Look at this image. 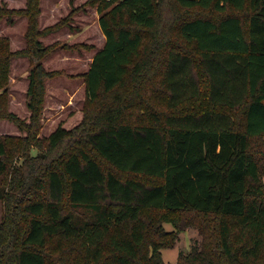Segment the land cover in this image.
Wrapping results in <instances>:
<instances>
[{
  "label": "trees",
  "instance_id": "16d2710c",
  "mask_svg": "<svg viewBox=\"0 0 264 264\" xmlns=\"http://www.w3.org/2000/svg\"><path fill=\"white\" fill-rule=\"evenodd\" d=\"M40 1L0 8V21L27 17L39 61ZM101 1L106 43L83 75L82 121L49 135L52 160L41 156L30 184L14 157L36 143L46 80L60 72L32 69L21 120L7 87L29 48L0 38V118L28 132L0 136V184L11 175L12 193L28 195L0 232V264H50L54 240L75 264H167L161 251L185 232L194 243L176 264H264V0Z\"/></svg>",
  "mask_w": 264,
  "mask_h": 264
},
{
  "label": "rangeland",
  "instance_id": "374dc122",
  "mask_svg": "<svg viewBox=\"0 0 264 264\" xmlns=\"http://www.w3.org/2000/svg\"><path fill=\"white\" fill-rule=\"evenodd\" d=\"M41 0L38 30L45 32L40 37L42 49H47V56L40 61L34 55L35 46H29L26 32L28 19L25 16L6 17L0 21V38L10 41L11 51H29L20 57L12 58L9 75L8 111L21 120L30 122L31 112L28 108L30 75L32 69L41 62L46 71L60 72L46 80L45 103L41 114L42 129L31 146L14 157L12 168L19 169L23 182L32 183L40 175L41 156L47 152L49 161L50 151L46 139L58 126L68 130L74 129L83 118V108L86 90L83 75L88 72L93 57L103 49L106 38L99 25L98 5L101 0ZM27 7V0H0V8L20 10ZM204 13V12H203ZM199 13V14H203ZM59 26L53 31L49 28ZM0 91V94L4 93ZM0 136L11 138H26L28 132L6 118H0ZM42 141V146L37 145ZM62 152V151H60ZM45 164L47 161L45 160ZM31 167L34 175L24 168ZM16 168V169H15ZM11 175L9 176L10 183ZM264 181V177H263ZM8 183V184H9ZM6 182L0 184V232L12 226L19 218H23L22 205L28 198L21 192L10 190ZM3 188V189H2ZM11 196H14L11 199ZM15 197L18 200H15ZM19 200H22L20 202ZM201 223H199L200 225ZM168 231H173L171 224H165ZM194 235L182 233V238L173 249H163L165 263L176 264L180 253L190 252ZM2 243V242H1ZM50 264H75L80 260L76 253L63 251L57 240L49 244L47 251Z\"/></svg>",
  "mask_w": 264,
  "mask_h": 264
}]
</instances>
